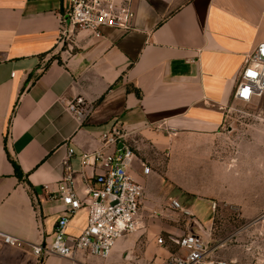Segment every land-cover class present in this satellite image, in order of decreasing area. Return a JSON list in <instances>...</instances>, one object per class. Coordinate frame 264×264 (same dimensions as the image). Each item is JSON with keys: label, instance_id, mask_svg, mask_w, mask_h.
<instances>
[{"label": "crops", "instance_id": "1", "mask_svg": "<svg viewBox=\"0 0 264 264\" xmlns=\"http://www.w3.org/2000/svg\"><path fill=\"white\" fill-rule=\"evenodd\" d=\"M68 6V0H0V232L49 244L63 212L51 197L67 150L74 152L70 164L82 196L93 170L81 169L80 156L99 149L101 134L114 126L127 134L128 174L143 189L138 230L179 212L170 207L178 196L208 200L214 215L234 221L264 215V201H250L256 191L264 196L256 178L264 176V153L249 163L247 105L236 110L240 103L232 99L246 57L264 43V0H133L129 32L83 31L61 43ZM78 98L90 107L83 120L67 108ZM256 141L264 147V136ZM243 178L254 185L251 197L218 196L238 192ZM86 217L85 210L72 216L66 233L78 236ZM192 227L216 247L218 260L249 264L227 255L238 233L217 240L211 225ZM152 229L184 235L171 225ZM97 260L82 252L38 259L0 241V264Z\"/></svg>", "mask_w": 264, "mask_h": 264}, {"label": "built area", "instance_id": "2", "mask_svg": "<svg viewBox=\"0 0 264 264\" xmlns=\"http://www.w3.org/2000/svg\"><path fill=\"white\" fill-rule=\"evenodd\" d=\"M68 3L60 21L61 43L71 41L75 33L83 31L100 37L104 29L124 33L132 30L133 0H68ZM232 99L247 106L264 103V43L246 57ZM67 108L80 120L90 111L80 98L68 103ZM126 136L120 126H114L101 134L99 149L80 156L81 169L89 167L93 170L82 196L76 192L75 172L70 164L74 152L67 150L61 162V178L55 195L51 197L60 203L63 212L55 223L49 244L27 243L3 232H0V241L14 249L26 248L38 259L48 255L69 259L76 252L107 259L117 240L138 230L143 198L142 187L128 174L133 151L125 143ZM148 172L149 168L144 167L143 173ZM44 189L47 191L46 186ZM170 207L185 217L194 218L175 200L171 201ZM211 208H216L215 203L211 204ZM81 210L86 211V226L78 236L72 237L66 233V227L70 218ZM168 240L179 252L178 255H171L168 264H226L215 256L216 247H210L195 233L189 232ZM157 244L163 245L164 241L160 238Z\"/></svg>", "mask_w": 264, "mask_h": 264}, {"label": "rangeland", "instance_id": "3", "mask_svg": "<svg viewBox=\"0 0 264 264\" xmlns=\"http://www.w3.org/2000/svg\"><path fill=\"white\" fill-rule=\"evenodd\" d=\"M236 110L241 111L239 106ZM246 115H243V122H248V148H249V163L251 159L256 157V153H264V147L260 142L256 140L260 136H264V103L251 104L247 106V111L242 110ZM255 146V148H253ZM255 149V150H254ZM259 155V154H258ZM253 157V158H252ZM254 162L255 159H253ZM260 161L264 163V161ZM261 175V176H260ZM257 174L256 178H260V182H264V176L262 174ZM258 180V179H257ZM258 182V181H256ZM238 192H229L224 194H219L226 200H231L232 198H249L253 194L254 185L249 183L246 178H243L242 186ZM261 191H256L254 198L250 199L256 201H264V196H261ZM177 202L182 208L191 211L194 216L195 222H192V218L185 219L188 217L183 216L179 212L174 214H168L165 218L160 221H151L144 228L138 230L137 232L126 236L122 239L116 241L111 254L108 255V260H97L94 264H168L171 255L179 254L178 250L169 243L168 236L164 233L152 234L154 225L163 224L171 225L173 227L182 228L184 234L192 232V226H198L201 230H206L207 227L211 225L213 238L221 239L226 237L227 234L236 232L237 236L228 240V248L230 259H243L248 260L249 264H264V215L256 218L255 220H244V221H234L231 219L223 218L220 213L215 215L210 209L208 200L202 199L193 203V199L183 198L178 196ZM167 207V205H166ZM183 221V222H182ZM191 223L184 227L186 222ZM153 222V225L151 224ZM198 224V226H197ZM183 225V227H182ZM192 225V226H191ZM192 227V228H191ZM193 233V232H192ZM195 233V232H194ZM197 234V233H195ZM203 240L204 235L198 233ZM215 236V237H214ZM164 241L163 245H158V239ZM121 243V245H120ZM215 252V256H217ZM105 262V263H104Z\"/></svg>", "mask_w": 264, "mask_h": 264}, {"label": "trees", "instance_id": "4", "mask_svg": "<svg viewBox=\"0 0 264 264\" xmlns=\"http://www.w3.org/2000/svg\"><path fill=\"white\" fill-rule=\"evenodd\" d=\"M11 160V159H10ZM12 165L15 168L16 174L18 175V167L15 165V163L11 160Z\"/></svg>", "mask_w": 264, "mask_h": 264}]
</instances>
